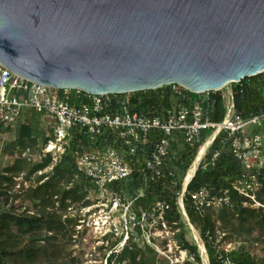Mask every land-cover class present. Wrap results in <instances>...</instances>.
I'll return each mask as SVG.
<instances>
[{
	"label": "trees",
	"instance_id": "16d2710c",
	"mask_svg": "<svg viewBox=\"0 0 264 264\" xmlns=\"http://www.w3.org/2000/svg\"><path fill=\"white\" fill-rule=\"evenodd\" d=\"M236 112L243 117L259 114L264 110V73L245 79L241 83L231 84ZM122 97V96H121ZM134 112L147 115H161L165 109L185 105L192 110L196 104L203 103V95L190 93L183 89L181 95L164 87L154 91L125 95ZM207 118L213 122H222L227 110L226 89L211 93L204 102ZM57 120L46 112L35 110L25 113L16 122L1 128L0 139V264H82L87 254L83 242L79 247L73 242L77 220L64 219L67 209L74 204H89L88 197H97L98 191L92 182L83 175L77 165V156L83 151L99 145L90 134L81 128H74L72 135L65 140L66 153L53 165L52 156H44L46 143L53 139ZM211 132L204 133L201 141L192 149L187 147L181 135H177L167 171L175 177L154 182L142 167L144 154L134 163L133 175L112 185V191L133 202L139 215L150 211L157 201L171 204V211L166 215L172 228L178 229L176 240L182 250L194 260L188 264H204L199 249L188 237V226L178 205V197L184 186V179L192 166L198 151ZM220 136L207 151L202 167L188 185L186 210L191 223L199 230L208 254L209 264H257V257L246 249V245L260 246L264 264V179L257 200L262 206L239 195L233 189V182L244 174L241 163L234 157L230 145H223ZM104 144H112L114 137L107 135ZM157 137L153 136L151 140ZM150 145V144H149ZM147 145V147L149 146ZM216 151L220 152L214 165L211 159ZM146 152V151H145ZM8 160L5 164L4 161ZM204 165H208L206 169ZM52 167V169H50ZM38 172H43L38 175ZM23 177L18 192L24 194L28 208L10 205V200L17 201L19 194H13L17 179ZM35 177V178H34ZM176 182V186L172 184ZM30 186L26 188L25 183ZM202 189L212 195L230 198V204L218 209H208L201 217L190 204V196ZM176 223V225H172ZM224 236L217 241L216 233ZM110 238L107 239L109 243ZM100 247L107 264H171V260L153 249H130L126 247L119 253L106 257L105 248ZM238 244L236 251L227 252L224 245ZM91 244L86 247L90 250ZM177 254V253H176ZM96 255V254H95Z\"/></svg>",
	"mask_w": 264,
	"mask_h": 264
},
{
	"label": "water",
	"instance_id": "95a60500",
	"mask_svg": "<svg viewBox=\"0 0 264 264\" xmlns=\"http://www.w3.org/2000/svg\"><path fill=\"white\" fill-rule=\"evenodd\" d=\"M0 63L94 96L219 92L264 73V0H0Z\"/></svg>",
	"mask_w": 264,
	"mask_h": 264
},
{
	"label": "built area",
	"instance_id": "2783aa9c",
	"mask_svg": "<svg viewBox=\"0 0 264 264\" xmlns=\"http://www.w3.org/2000/svg\"><path fill=\"white\" fill-rule=\"evenodd\" d=\"M168 87L178 95L184 89L176 84ZM224 89L227 93V110L222 122H213L206 116L204 102L210 98L211 93L216 92L202 94L203 103L196 104L192 110L179 105L165 109L161 115H147L134 112L129 99L121 97L125 95L94 96L70 89H52L25 80L0 63V133L1 128L13 124L32 110L54 116L57 120L54 137L44 147V156H52L53 165L66 153L65 140L72 135L74 128L86 130L94 141H98L97 147L78 154L77 165L99 194L97 197H88L89 204L71 205L64 215V219L70 217L77 220L73 234L76 247H79V242H83L84 246L92 245L87 256L99 254V248L105 247L110 238L108 244L111 248L104 249L106 257L126 247L153 249L168 259H178L176 253L189 257L175 238L179 230H174L167 221L166 215L171 211L170 203L157 201L149 212L139 215L133 202L112 191L110 187L133 175L134 163L140 161L141 152L146 153L142 167L152 181L175 177L174 172L167 171V161L177 141L176 136L181 135L184 144L192 149L201 141L205 132L211 131L188 170L178 197V205L186 224L194 228L185 204L188 185L202 167L207 151L220 136H223V145H230L234 157L244 170V174L233 182V189L252 201L254 206H262L257 200V194L264 179V110L248 117L241 116L236 112L233 89ZM19 90L24 94L12 95ZM76 98L81 99L82 103H77ZM109 134L114 137V141L112 144H104L102 139H107ZM153 136L157 138L152 141ZM202 149L204 152L201 154ZM219 155L220 152L216 151L211 164L214 165ZM42 173L38 172V175ZM190 173L191 179L187 181ZM17 181V188L20 189L23 177ZM172 184L176 186L175 181ZM25 186L28 188L30 184L26 182ZM190 204L195 213L203 217L208 209L228 206L230 198L227 194L220 197L202 189L190 196ZM198 246L202 250L203 247L200 244Z\"/></svg>",
	"mask_w": 264,
	"mask_h": 264
},
{
	"label": "rangeland",
	"instance_id": "374dc122",
	"mask_svg": "<svg viewBox=\"0 0 264 264\" xmlns=\"http://www.w3.org/2000/svg\"><path fill=\"white\" fill-rule=\"evenodd\" d=\"M229 90H232V86L229 87ZM22 91H14L12 93V95H15V96H21L22 95ZM24 94V93H23ZM124 97V96H122ZM76 102L77 103H82V100L81 99H78L76 98ZM211 131H208V132H205V133H210ZM8 160H5L4 161V164L7 162ZM35 178V177H34ZM18 188L16 186V188L12 191L13 194H19L20 195V198H18L17 201H14L13 199L10 200V205H15V206H22L21 207V211H25L26 208H28V202L25 200L24 198V194L22 192H18ZM188 226V225H187ZM216 236H217V241L220 242L222 241V238H223V234L220 233V232H217L216 233ZM188 237L191 241H193L194 243H196L198 249H199V252H200V257L202 259V262L204 264H209V258H208V254H207V251L205 249V245L201 239V236H200V232L199 230L194 226V228H191L188 226ZM198 244H200L205 252H202V250L199 248ZM246 245V249L248 251H250V253L252 255H254L255 257H257V264H262V254H261V250H260V246L258 245H255V246H252V245H248V244H245ZM242 245L240 243L238 244H229V245H224L222 246V248L225 249V251L227 252H231V251H236L238 247H241ZM83 250L86 251V253H89V249L86 247V245L83 247ZM177 256H178V259H170L171 260V264H188V260H192L191 257H186L185 254H182L181 256L179 255V253H177ZM84 261L82 264H106V259L103 258V254H94V255H91V256H87L85 255L84 257Z\"/></svg>",
	"mask_w": 264,
	"mask_h": 264
},
{
	"label": "bare ground",
	"instance_id": "6f19581e",
	"mask_svg": "<svg viewBox=\"0 0 264 264\" xmlns=\"http://www.w3.org/2000/svg\"><path fill=\"white\" fill-rule=\"evenodd\" d=\"M204 152V150L202 149V152L201 154ZM191 175L192 173L189 174L188 178H187V181H189L191 179ZM202 252H205L204 248H202Z\"/></svg>",
	"mask_w": 264,
	"mask_h": 264
}]
</instances>
